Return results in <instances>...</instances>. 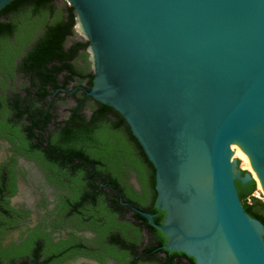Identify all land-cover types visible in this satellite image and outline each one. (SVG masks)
Returning <instances> with one entry per match:
<instances>
[{
  "label": "water",
  "instance_id": "1",
  "mask_svg": "<svg viewBox=\"0 0 264 264\" xmlns=\"http://www.w3.org/2000/svg\"><path fill=\"white\" fill-rule=\"evenodd\" d=\"M13 0H0V10ZM87 41V94L127 123L154 168L162 246L195 264H264V0H65ZM255 174V177L253 176Z\"/></svg>",
  "mask_w": 264,
  "mask_h": 264
},
{
  "label": "flooded vegetation",
  "instance_id": "2",
  "mask_svg": "<svg viewBox=\"0 0 264 264\" xmlns=\"http://www.w3.org/2000/svg\"><path fill=\"white\" fill-rule=\"evenodd\" d=\"M55 4L59 7L57 0ZM7 16L17 26L15 39L19 40L11 41L12 51L0 59V218L9 223L1 242L4 246L25 245L29 250L28 255L8 264H195L181 252L163 248L166 238L160 243V230L137 212L150 214L153 220L154 215L164 216L155 205L153 166L136 147L130 148L121 169L114 172L104 166L92 172L90 168L69 170L59 163L57 150L47 146L48 141L60 144L57 136H44L41 144H37V136H28L27 113L15 116L16 99L28 111L43 108L39 118L46 116V110L52 114V129L75 104L73 93L86 90V81L79 84L78 73H74L64 86L59 74L56 85L48 86L46 99H40L35 77L21 72L19 65L44 28L61 14L46 6L37 12L24 6ZM71 37L66 47L85 41ZM84 51L86 60L76 56L71 62L77 72L92 73L87 48ZM65 100L73 103L60 118L58 107ZM47 101H51L50 107ZM84 112L89 115L90 108L86 106ZM111 176L115 184L109 180ZM1 206L9 208L3 212ZM35 247L37 259L33 261L30 256Z\"/></svg>",
  "mask_w": 264,
  "mask_h": 264
},
{
  "label": "trees",
  "instance_id": "3",
  "mask_svg": "<svg viewBox=\"0 0 264 264\" xmlns=\"http://www.w3.org/2000/svg\"><path fill=\"white\" fill-rule=\"evenodd\" d=\"M24 6H29L32 12H37L43 6H46L49 11L61 14L53 23L44 28L40 37L24 53L19 65L21 72L35 77L38 97L46 99L49 92L48 86L56 85L59 74H62L64 86L70 81L71 75L74 73H78L79 84L84 80L86 81V90H78L77 92H80V94L73 93L75 104L68 109L69 112L65 118L55 121L52 129L49 126L50 119L53 117L52 114L46 110V116L39 118L38 114L44 111L43 108H33V110L28 111V108H20L16 99L13 102L16 111L15 116L23 117L27 113L24 120L27 121L28 136H37L39 138L37 144L44 141V136H57L60 144L55 146L48 141L47 146L57 150L59 163L65 169L89 171L90 168L92 172V170L104 166L114 172L121 169L123 158L127 156L132 147H136L142 158L152 167L123 117L110 106L95 101L87 94L92 84L93 74L85 69L77 72L71 61L76 56L86 60L87 53L84 50L87 48L88 43L87 41H75L66 47V41L68 37L73 35L75 25V13L71 6L65 5L59 8L55 4V0L11 1L0 10V59L7 57L12 51L11 41L17 42L19 40L18 37L15 39L17 26L8 18L7 14ZM80 49L83 51L80 52ZM0 103H2L1 98ZM46 103L50 107L51 101ZM86 106L90 108L89 115L84 112ZM109 180L112 184L116 183L113 176ZM154 181V169L152 167L153 184ZM93 183L96 184V181ZM236 188L244 210L251 217L260 220L264 224V201L253 195L256 191V181L252 180L245 184L236 181ZM13 192L14 189L11 193ZM8 208L1 206L3 212H6ZM153 218L157 224H161L163 213L154 215ZM8 225L9 223H5V220L1 217L0 264H8L15 257H24L29 254L28 246L2 245V233ZM159 240L160 243L165 242V237L160 231ZM34 251L35 253L30 256L33 261L37 259V247ZM181 254L185 255L182 252ZM189 259L194 263L192 257H189ZM26 263L27 261L21 262V264ZM54 263L55 261L49 264Z\"/></svg>",
  "mask_w": 264,
  "mask_h": 264
},
{
  "label": "rangeland",
  "instance_id": "4",
  "mask_svg": "<svg viewBox=\"0 0 264 264\" xmlns=\"http://www.w3.org/2000/svg\"><path fill=\"white\" fill-rule=\"evenodd\" d=\"M57 3L59 5V7H63L65 5H67L65 2H63L62 0H57ZM77 38H81L83 39V36L81 35L80 32L74 31L71 39H77ZM72 101L71 100H65L63 101L60 106L58 107V113H59V117L62 118L67 114L66 109L72 105ZM254 176V175H253ZM255 177V176H254ZM255 197H258L259 199L264 201V196L261 194V190L258 191L257 193L254 194Z\"/></svg>",
  "mask_w": 264,
  "mask_h": 264
},
{
  "label": "built area",
  "instance_id": "5",
  "mask_svg": "<svg viewBox=\"0 0 264 264\" xmlns=\"http://www.w3.org/2000/svg\"><path fill=\"white\" fill-rule=\"evenodd\" d=\"M63 2H65L67 5H69L65 0H62Z\"/></svg>",
  "mask_w": 264,
  "mask_h": 264
},
{
  "label": "bare ground",
  "instance_id": "6",
  "mask_svg": "<svg viewBox=\"0 0 264 264\" xmlns=\"http://www.w3.org/2000/svg\"><path fill=\"white\" fill-rule=\"evenodd\" d=\"M254 176H255V174H254Z\"/></svg>",
  "mask_w": 264,
  "mask_h": 264
}]
</instances>
